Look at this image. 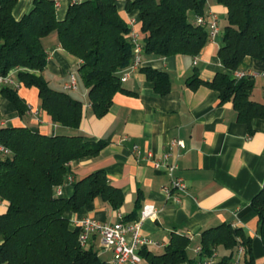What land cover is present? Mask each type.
<instances>
[{"label":"trees","instance_id":"trees-1","mask_svg":"<svg viewBox=\"0 0 264 264\" xmlns=\"http://www.w3.org/2000/svg\"><path fill=\"white\" fill-rule=\"evenodd\" d=\"M64 20L57 19V0H34L31 10L17 21L13 10L18 0H0V76L17 70V79L27 88H36L42 109L55 124L79 129L84 104L66 91H58L43 76L48 57L42 39L57 33L62 48L81 61L80 78L88 89L93 114L104 117L118 93L129 94L122 86L121 73L133 61L130 28L121 17L117 0H67ZM227 9L224 45L219 58L231 73L238 71L246 57L264 67V0H216ZM207 0L127 1L128 13H139L144 54L157 58L175 55L198 56L210 38L208 32L189 15H205ZM156 91L170 89L167 73L146 71ZM231 73H219L211 82L198 75L188 80L191 89L205 85L219 92L222 102H232L238 121L248 125L264 120V104L251 100L254 78L236 80ZM3 96L22 115L27 106L13 87L5 86ZM0 145L9 155L0 158V199L8 203L0 215V264H112L93 247L83 248L79 229H72L67 215L79 213L98 197L118 210L124 203L121 189L114 187L104 170L73 182L70 198L57 196V190L73 177L71 163L97 156L106 141H93L82 135L47 136L26 127L0 128ZM264 246V187L253 199ZM191 239L174 233L162 254L143 248L146 264H201L219 247L230 250L219 264H232L238 248H245L246 264H253L252 240L242 229L221 225L204 231L202 251L195 260L188 249Z\"/></svg>","mask_w":264,"mask_h":264},{"label":"crops","instance_id":"crops-1","mask_svg":"<svg viewBox=\"0 0 264 264\" xmlns=\"http://www.w3.org/2000/svg\"><path fill=\"white\" fill-rule=\"evenodd\" d=\"M127 1L117 0L118 11L127 24L133 23V31L143 39L139 13H128ZM33 2L18 0L13 10L14 18L20 21L31 10ZM69 6V1L57 0L59 21L65 19ZM209 12L219 15L221 33L210 39L198 56L157 58L143 53L141 66L122 83L129 94L118 93L110 111L102 118L92 112L88 89L79 74L81 61L65 51L57 33H52L42 39L48 57L43 76L51 88L58 91H66L72 75L77 78V90L66 92L84 104L79 129L55 124L42 109L38 90L20 83L17 70L11 72L14 88L27 110L21 115L3 96V87H0V128L26 127L47 136L82 135L89 140L106 141V147L97 156L71 163L73 182L104 170L110 183L122 190L124 203L115 210L109 202L98 197L79 213L67 215L72 229H75L74 222L84 217L108 225L121 219L125 223L140 222L144 208L153 206L155 214L143 222L142 233L161 246L148 247L149 251L162 254L176 233L190 237L188 254L195 260L204 231L231 225L242 229L252 240L251 254L247 258L252 257L253 264H264L259 218L252 207L253 199L264 187V120H253L250 130L248 125L238 121L232 102L221 101L219 92L205 85L197 89L188 86V80L195 75L211 82L219 73H231L219 58L224 45L227 9L216 0H207L205 14ZM189 19L196 23L195 15L190 14ZM147 70L167 73L170 89L166 94L156 91ZM238 71L257 74L250 98L264 104L263 64L246 57ZM172 140L180 141L181 145L172 152L180 155L178 175L189 187L187 193L180 195L179 204L173 203L163 192V187L170 186L167 173L142 160L147 153L162 159ZM134 146H138L139 153L133 152ZM56 193L59 197L70 198L74 194L73 183L62 186ZM7 208L8 203L1 200L0 215ZM90 247L97 252L100 250L98 236L93 237ZM230 253L219 247L218 264ZM100 256L112 262V252ZM240 264H246L245 253Z\"/></svg>","mask_w":264,"mask_h":264},{"label":"built area","instance_id":"built-area-1","mask_svg":"<svg viewBox=\"0 0 264 264\" xmlns=\"http://www.w3.org/2000/svg\"><path fill=\"white\" fill-rule=\"evenodd\" d=\"M196 24L203 27L209 34V38L213 39L221 33L220 18L214 12H209L203 16H196ZM130 28L129 42L133 46V61L122 73L121 82H125L132 71L138 69L142 64V55L144 53V40L139 34L133 31V23L128 24ZM236 80L246 78H255L256 73H248L244 71H234L231 73ZM15 87V82L11 73L8 76H0V87ZM67 92L77 90V78L72 75L70 82L65 86ZM179 140H172L169 144L168 150L162 156V159H156L153 153H147L142 160L147 161L153 165L157 170H164L170 178V186L163 187V192L167 198L175 204L181 202L180 195L188 191V184L186 180L178 175L179 171V157L172 152L173 148L179 147ZM133 152L139 153L138 146H134ZM0 154L9 155L8 149L0 145ZM69 184L73 183V177H69ZM1 201V199H0ZM155 210L153 206H146L142 212L140 222L125 223L122 219L120 222L112 225L101 224L95 219L84 217L74 222L75 229L80 230L79 242L80 245L88 249L94 236L99 237L100 250L99 255L105 252H112V264H143L144 259L140 254L141 249L148 247H160L161 245L145 237L142 233V224L150 216L154 215ZM202 251L201 246L196 248V253L199 255ZM245 253V248L240 246L235 260L232 264H240L241 257ZM217 257V252L209 258L203 259L201 264H214Z\"/></svg>","mask_w":264,"mask_h":264},{"label":"rangeland","instance_id":"rangeland-1","mask_svg":"<svg viewBox=\"0 0 264 264\" xmlns=\"http://www.w3.org/2000/svg\"><path fill=\"white\" fill-rule=\"evenodd\" d=\"M0 157H2V155H0ZM193 254V253H192ZM214 264H218V261L217 259L215 260Z\"/></svg>","mask_w":264,"mask_h":264}]
</instances>
